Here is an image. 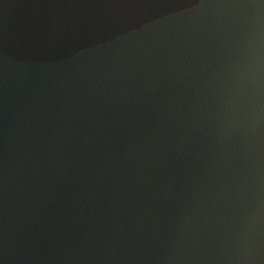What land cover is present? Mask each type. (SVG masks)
<instances>
[{"label":"water","instance_id":"obj_1","mask_svg":"<svg viewBox=\"0 0 264 264\" xmlns=\"http://www.w3.org/2000/svg\"><path fill=\"white\" fill-rule=\"evenodd\" d=\"M0 264H264V0H0Z\"/></svg>","mask_w":264,"mask_h":264}]
</instances>
